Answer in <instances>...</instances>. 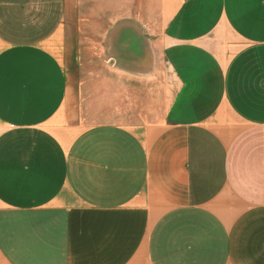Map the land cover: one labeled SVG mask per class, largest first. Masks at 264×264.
Listing matches in <instances>:
<instances>
[{
    "label": "crops",
    "instance_id": "crops-1",
    "mask_svg": "<svg viewBox=\"0 0 264 264\" xmlns=\"http://www.w3.org/2000/svg\"><path fill=\"white\" fill-rule=\"evenodd\" d=\"M73 3L0 0V264H264V0H141L162 113L86 128Z\"/></svg>",
    "mask_w": 264,
    "mask_h": 264
},
{
    "label": "rangeland",
    "instance_id": "rangeland-1",
    "mask_svg": "<svg viewBox=\"0 0 264 264\" xmlns=\"http://www.w3.org/2000/svg\"><path fill=\"white\" fill-rule=\"evenodd\" d=\"M140 4L74 0L65 45L70 90L63 117L69 123L81 128L100 122L133 125L161 115L166 65L157 35L135 25L140 23L135 18L147 13ZM129 14L134 23L124 22Z\"/></svg>",
    "mask_w": 264,
    "mask_h": 264
}]
</instances>
